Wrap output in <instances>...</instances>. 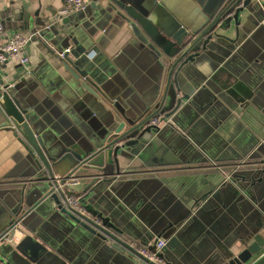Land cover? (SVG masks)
<instances>
[{"label":"crops","instance_id":"crops-1","mask_svg":"<svg viewBox=\"0 0 264 264\" xmlns=\"http://www.w3.org/2000/svg\"><path fill=\"white\" fill-rule=\"evenodd\" d=\"M97 2L86 0L85 9L78 15L84 19L80 39L86 48L99 40L95 45L98 53L92 51L89 58L99 57L107 70L109 64L116 68L111 89L117 99L107 104L128 125L159 109L166 79L157 58L125 21L114 17L93 24L92 4ZM165 2L170 16L161 17V21L182 33L185 29L181 24L201 26L215 0ZM63 4L64 0H0L7 36L32 34L30 65L25 67L11 59L0 66V95L3 86L11 85L19 95L39 99L40 111L51 121L46 137L64 140L68 143L64 148L77 146V152L88 154L94 147V127L113 124V116L83 91L66 70L61 54L47 52L33 34L50 26L54 19L61 23L65 18H59L58 12ZM251 29L222 64L204 52L182 69L178 80L181 91H170L160 111L161 119L166 118L174 111V96L183 99L170 117L169 125L174 128L162 123L159 136L163 141L158 138L143 159L119 157L121 175L112 178L104 190L137 217L144 229L160 236L166 242L164 248L171 241L170 254L184 249L202 262L231 260L252 242L256 225L264 223V174L257 172V181L252 180L255 168L264 160V20L254 18ZM227 36L233 38L234 30ZM68 58L75 60L73 54ZM123 84L125 91L121 92ZM185 96L191 97L184 100ZM227 138L238 145L235 152L249 155L258 165L237 166L239 162L223 161L231 158L223 149ZM173 140L179 141V149L168 146ZM27 172L26 152L11 132L0 130V225L11 220L10 206H15L20 190L17 183L27 180ZM228 176L231 181H226ZM90 180L72 181L70 189L83 194ZM245 205L252 209L248 221L242 212ZM193 208L196 214L188 218ZM184 218L179 226L170 227ZM21 242H34L43 264H117L109 258H124L51 201L27 214L8 244L15 248ZM154 243L149 242V246ZM16 260L23 262L25 257L20 254Z\"/></svg>","mask_w":264,"mask_h":264},{"label":"water","instance_id":"water-1","mask_svg":"<svg viewBox=\"0 0 264 264\" xmlns=\"http://www.w3.org/2000/svg\"><path fill=\"white\" fill-rule=\"evenodd\" d=\"M92 10L94 25L102 19L110 21L114 17L120 18L128 24L142 45L154 54L166 79L163 99L156 112L128 125L108 106L107 102L111 103L117 99L111 89L116 68L109 64L107 70L99 63V57H93L92 60L89 58L92 51L98 53L95 45L99 40L95 41V45L92 43V46L86 48L85 41L80 39L81 33L84 32V19L78 16L81 11L65 18L61 23L54 19L50 26L43 24L45 28L33 33L41 46L51 54L71 50V53L64 57L66 70L80 82L84 92L95 98L112 114L113 124L98 123L94 127V147L88 154L77 152V146L64 148L68 145L64 140L46 137L51 121L40 111V100L29 95H19L14 86H3L0 95V130L11 132L24 149L28 172L25 176L27 180L17 183L20 190H17L15 195V206H10L11 220L5 225H0V264L44 263L40 261L39 248L34 247V242H30L28 246L21 242L15 248L8 242L13 241L22 219L27 214L50 201L62 213L98 236L110 251L124 257L123 260L111 257L110 262L112 259L117 264H264L263 221L252 230V242L247 243L239 255L220 263L202 262L186 254L184 249L170 254L171 241L157 253L156 245L161 237L155 236L147 228L144 229L137 217L125 211L113 197L104 193L106 187L111 184V179L121 175L119 157L127 161L135 157L143 159L145 152L151 151L158 143V138L163 141L159 136V127L153 126L152 122L160 118V111L169 97V92L174 89L181 91L178 80L182 69L196 61L204 52L222 64L246 35L251 33L253 19L258 18L263 22L264 0H215L212 9L206 11L203 21H200L203 22L201 26L193 28L184 26L185 23L181 24L186 30L182 33L161 21V17L167 19V16H170V9L165 0H99L97 4H92ZM232 29L233 38L227 36ZM30 42L31 40L26 46L27 51ZM69 54H73L75 60H70ZM124 89L125 84L122 85L121 92ZM190 97L185 96L184 100H189ZM174 99V111L162 121L170 119L181 106L183 99L178 98V94ZM169 127L174 128L173 125ZM222 144L231 157L224 158L223 161H235L240 164L246 161L245 165L248 166L264 165V160L256 164L249 160V155L241 151L235 152L238 145L234 141L227 138ZM168 146L179 149V141L173 140ZM91 168L97 171L90 173ZM257 172L263 175L264 167L255 168L253 182L257 181L254 178ZM80 178L91 180L84 188L83 194H74L69 183ZM231 180L230 178L226 181ZM69 197L79 200L81 211L69 206ZM194 208L189 212L188 218L195 216ZM251 210L246 205L242 209L246 221ZM184 221L185 218L180 219L179 222L170 224V227L179 226ZM152 241H155L154 245L149 246ZM144 251L155 253L157 261L146 258ZM20 254L25 257L23 262L16 260V256Z\"/></svg>","mask_w":264,"mask_h":264},{"label":"built area","instance_id":"built-area-1","mask_svg":"<svg viewBox=\"0 0 264 264\" xmlns=\"http://www.w3.org/2000/svg\"><path fill=\"white\" fill-rule=\"evenodd\" d=\"M85 6H86V0H64L63 7L58 12V17L67 18L69 16L75 15L76 13L83 11L85 9ZM30 40H31V36L23 32L13 34L12 36H7L3 23V17L0 12V66L7 64L9 60L13 59L16 60L20 65L28 67V65H30V58L26 46ZM68 53H71L70 49L65 50L63 53H61L60 56L64 58L65 55ZM171 122L172 120L170 119L162 121L160 117L158 119H155L152 122V124L153 126H157L160 128L162 123L167 125ZM245 162H242V164L238 163L237 166L240 165L247 166L245 165ZM260 166L264 167V165H260ZM230 178H231L230 176L227 177L228 180ZM68 204L71 208H73L76 211L82 210L79 200L75 197H69ZM165 245L166 242L163 239H160L156 245L157 253H159L165 247ZM143 255L152 261H157L158 259L155 253L153 254L149 251H144ZM159 262L164 263L162 262V260H159Z\"/></svg>","mask_w":264,"mask_h":264}]
</instances>
